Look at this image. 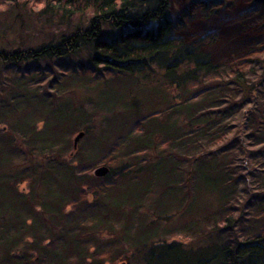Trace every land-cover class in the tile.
<instances>
[{
    "label": "trees",
    "instance_id": "obj_1",
    "mask_svg": "<svg viewBox=\"0 0 264 264\" xmlns=\"http://www.w3.org/2000/svg\"><path fill=\"white\" fill-rule=\"evenodd\" d=\"M173 1L0 0V264H264V0H193L175 17ZM34 24L45 35L35 44ZM161 72L187 109L184 131L160 140L176 171L173 156L225 160L202 246L98 221L138 147L124 151V135L112 129L109 142L103 129L97 149L93 127L67 125L83 112L66 100L76 90ZM98 164L104 176L90 173ZM42 185L56 201H40ZM101 228L119 234L100 242Z\"/></svg>",
    "mask_w": 264,
    "mask_h": 264
},
{
    "label": "rangeland",
    "instance_id": "obj_2",
    "mask_svg": "<svg viewBox=\"0 0 264 264\" xmlns=\"http://www.w3.org/2000/svg\"><path fill=\"white\" fill-rule=\"evenodd\" d=\"M192 1L174 0L170 6V14L175 17ZM43 31L46 34V30ZM29 36L35 44L45 35L42 29L34 24L30 28ZM7 37L8 40L12 39L10 34ZM4 43L7 44L6 40ZM177 92L179 91L168 85L162 72L149 73L145 78H141V75L107 77L91 89L80 88L73 94L74 97H66L67 103L73 101V109L78 108V104L83 107V112L78 108L73 113L67 125L70 128L82 121L93 127L91 142L97 149L103 129L108 130L105 133L109 135V142L116 137L112 138L110 135L112 129L124 135V151L138 147L136 155L127 157V161H130L128 165L131 166H128V170L116 180V184L110 187L109 193L103 198L100 214L104 215L106 211L108 216L98 221L105 222V226L114 224L116 229L120 223L125 224L121 232L126 234L133 225L137 236L145 239L156 235L197 247L207 244L213 235L212 221L208 220L207 216L216 210L222 198L221 193L226 190L221 183L225 160L206 159L192 165L190 161L187 163L182 159L184 156L180 159L179 156H173L179 160L182 167L181 170L178 168L180 172H177L175 161L166 157L168 148L160 145V140L183 132L187 121L184 114L187 111L186 106L183 103L175 106L176 100L173 96H176ZM181 97L179 101H182ZM178 108L180 116H175ZM87 111H92L94 115H87ZM152 137L154 141H151ZM146 143H151V148L147 150V154H140L139 145ZM180 150V147H175L174 151ZM156 151H165L162 159L153 156ZM77 158L72 155L69 160L76 161ZM43 175L48 176L46 172H43ZM21 185L27 187L28 183ZM44 186L36 191L37 194L43 193L40 201L45 204H48V201H56L57 196L51 197L49 189ZM136 226L140 228L137 229ZM48 228L46 226L44 230L47 231ZM90 232L91 230H88L85 235L88 236ZM116 234L119 233L108 228L95 232L100 242H111ZM124 246L127 249L128 246Z\"/></svg>",
    "mask_w": 264,
    "mask_h": 264
},
{
    "label": "water",
    "instance_id": "obj_3",
    "mask_svg": "<svg viewBox=\"0 0 264 264\" xmlns=\"http://www.w3.org/2000/svg\"><path fill=\"white\" fill-rule=\"evenodd\" d=\"M83 132L79 131L73 138V148H76L78 139L82 136ZM108 172V167L99 165L93 169V174L96 176H104ZM117 264H126L125 261H119Z\"/></svg>",
    "mask_w": 264,
    "mask_h": 264
}]
</instances>
